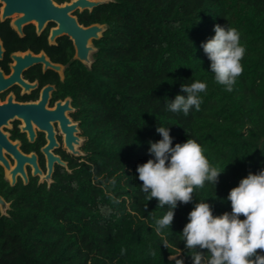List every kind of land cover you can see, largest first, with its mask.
I'll list each match as a JSON object with an SVG mask.
<instances>
[{"label": "trees", "instance_id": "16d2710c", "mask_svg": "<svg viewBox=\"0 0 264 264\" xmlns=\"http://www.w3.org/2000/svg\"><path fill=\"white\" fill-rule=\"evenodd\" d=\"M95 14L109 30L75 100L85 156L0 218V264H193L182 232L195 204L231 213L230 191L264 170V0H114ZM217 24L235 27L246 47L231 92L201 47ZM196 80L207 83L200 110L169 111V101L187 96L181 86ZM159 126L170 128L173 147L197 140L224 172L178 204L158 235L155 221L169 208L147 199L137 167L154 159Z\"/></svg>", "mask_w": 264, "mask_h": 264}, {"label": "flooded vegetation", "instance_id": "af4514ba", "mask_svg": "<svg viewBox=\"0 0 264 264\" xmlns=\"http://www.w3.org/2000/svg\"><path fill=\"white\" fill-rule=\"evenodd\" d=\"M73 1L0 0V198L8 205L6 215L0 207V218L9 217L26 193L49 189L58 174H71V167L83 161L69 151L66 137L76 124L80 132L73 131L74 136L85 139L75 100L82 73L94 62L87 69L76 58L71 37L57 30L69 19L85 28L108 26L96 21L95 12L114 0L92 9L57 10ZM100 39L92 40L97 49Z\"/></svg>", "mask_w": 264, "mask_h": 264}, {"label": "clouds", "instance_id": "9594fccd", "mask_svg": "<svg viewBox=\"0 0 264 264\" xmlns=\"http://www.w3.org/2000/svg\"><path fill=\"white\" fill-rule=\"evenodd\" d=\"M214 31L215 36L201 47L211 61L215 81L231 92L244 72L242 61L246 47L235 27L217 24ZM206 89L207 83L199 80L182 85L181 91L187 96L177 95L174 101H169L168 110L183 112L185 116L193 107L199 111L202 103L199 94ZM156 131L162 139L150 142L149 154L154 159L139 165L137 172L147 199H156L158 208H169L155 221L154 230L159 235L172 225L178 204L191 203L194 191L204 188L206 182L216 186L224 171L210 163L197 140L189 138L173 147L170 128L159 126ZM227 199L231 213L222 215H214L213 206L208 202L195 204L182 232L188 256L193 264H264V170L249 173L230 191ZM101 212L110 215L112 209L101 208ZM163 246L167 247L166 241ZM175 264H185V261L179 258Z\"/></svg>", "mask_w": 264, "mask_h": 264}, {"label": "water", "instance_id": "95a60500", "mask_svg": "<svg viewBox=\"0 0 264 264\" xmlns=\"http://www.w3.org/2000/svg\"><path fill=\"white\" fill-rule=\"evenodd\" d=\"M112 0H97V1H87V0H76L73 1L72 4L66 5L65 7L57 8L59 11H64L65 13L74 10L77 7L81 8H89L92 9L95 6L105 4ZM67 23H71L72 27H64L68 26ZM64 28H67L64 30ZM108 29L107 25H92L90 27H83L78 26L74 23V20L69 19L63 21L60 25V28L57 30L59 34H68L71 39L74 41L77 55L76 58L81 61V63L87 68L90 69L91 65L93 64L94 60L92 58L93 54L97 53L98 49L95 48L92 44V40H99L101 38L102 32H105ZM68 102V101H67ZM68 109L72 110V108L68 107ZM67 123L69 120L67 119ZM76 124L73 127H69V130L72 129V132L67 130V137H66V146L68 147L69 151L72 152L75 156L84 157L85 154L83 151L80 150V147L84 146L85 139L84 138H77L74 136L73 131L79 133L80 131L76 128ZM63 166H66L63 164ZM53 168L49 167V175L47 176V181L50 184L52 180L50 179V175L52 173ZM36 168L34 173H36ZM13 183V182H12ZM0 207H1V214L6 215V209L8 205L4 203V201L0 198Z\"/></svg>", "mask_w": 264, "mask_h": 264}]
</instances>
